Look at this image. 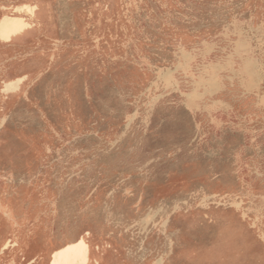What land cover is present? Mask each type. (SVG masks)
<instances>
[{
    "label": "rangeland",
    "instance_id": "1",
    "mask_svg": "<svg viewBox=\"0 0 264 264\" xmlns=\"http://www.w3.org/2000/svg\"><path fill=\"white\" fill-rule=\"evenodd\" d=\"M0 264H264V0H0Z\"/></svg>",
    "mask_w": 264,
    "mask_h": 264
},
{
    "label": "bare ground",
    "instance_id": "2",
    "mask_svg": "<svg viewBox=\"0 0 264 264\" xmlns=\"http://www.w3.org/2000/svg\"><path fill=\"white\" fill-rule=\"evenodd\" d=\"M17 28H19V31L22 29V28H21V25L17 26ZM17 28H16V29H17ZM246 68H247V67H246ZM247 75H248L249 77L251 76V71H250L249 69L247 70Z\"/></svg>",
    "mask_w": 264,
    "mask_h": 264
}]
</instances>
